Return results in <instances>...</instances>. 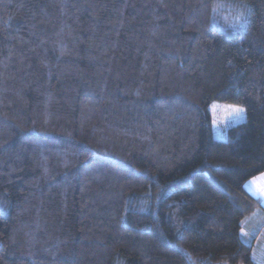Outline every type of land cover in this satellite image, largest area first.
Segmentation results:
<instances>
[{"label":"trees","instance_id":"trees-1","mask_svg":"<svg viewBox=\"0 0 264 264\" xmlns=\"http://www.w3.org/2000/svg\"><path fill=\"white\" fill-rule=\"evenodd\" d=\"M262 173L264 0H0V264H253Z\"/></svg>","mask_w":264,"mask_h":264},{"label":"rangeland","instance_id":"rangeland-1","mask_svg":"<svg viewBox=\"0 0 264 264\" xmlns=\"http://www.w3.org/2000/svg\"><path fill=\"white\" fill-rule=\"evenodd\" d=\"M209 111L213 137L218 141H224L226 139L227 129L245 119L242 107L237 105L214 102L210 105ZM258 200L264 208V192L258 196ZM241 238L243 242L251 244L252 246L253 264H264V244L262 245V239L264 238L263 211L257 210L254 214L243 219Z\"/></svg>","mask_w":264,"mask_h":264},{"label":"crops","instance_id":"crops-1","mask_svg":"<svg viewBox=\"0 0 264 264\" xmlns=\"http://www.w3.org/2000/svg\"><path fill=\"white\" fill-rule=\"evenodd\" d=\"M261 177H264V173L257 176L256 178L250 180L247 183V188L251 191V193L258 198L259 195H261L263 192L260 190L261 188H264V180L260 179ZM255 181V183H253ZM262 245L264 244V238L262 239ZM255 244V242H254Z\"/></svg>","mask_w":264,"mask_h":264},{"label":"snow or ice","instance_id":"snow-or-ice-1","mask_svg":"<svg viewBox=\"0 0 264 264\" xmlns=\"http://www.w3.org/2000/svg\"><path fill=\"white\" fill-rule=\"evenodd\" d=\"M237 111H242V110H237ZM260 179L264 180V177H261ZM253 183H255V181H253ZM262 192H264V188L260 189Z\"/></svg>","mask_w":264,"mask_h":264}]
</instances>
